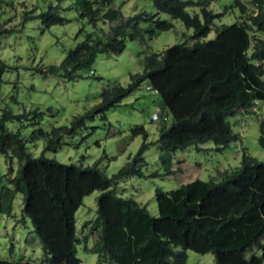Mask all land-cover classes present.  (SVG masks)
<instances>
[{
	"label": "trees",
	"instance_id": "1",
	"mask_svg": "<svg viewBox=\"0 0 264 264\" xmlns=\"http://www.w3.org/2000/svg\"><path fill=\"white\" fill-rule=\"evenodd\" d=\"M2 0H0L1 2ZM116 0H75L74 8L93 28L97 22L116 23L107 34L87 33L69 49L59 65L42 75L57 74L67 80L81 77L97 54L118 55L125 49V34L130 40H142L145 33L169 30L173 24L140 11L123 17L114 7ZM157 13L167 14L193 30L190 44L178 43L161 53L144 55L142 73L131 74L126 86L119 83L104 88L100 101L90 110L72 119L71 125L52 127L37 134L44 140L43 152L34 157L26 148L19 131H11L6 122L22 121L26 115H14L9 109L0 111V153L9 161L16 158L19 166L8 182L0 187V213L10 216L13 198L22 194V219L29 218L41 242L47 264H80L77 257L75 212L83 198L94 190L97 216L87 221L96 239L86 250L104 258L106 264H185L186 251L211 253L213 264H263L264 256V162L242 153L240 165L224 172L219 181L194 179L177 188H156L157 215L132 197L116 192L117 183L126 177L153 178L172 174L173 155L190 145L212 141L216 151L225 149L238 139L227 121L237 110L256 108L264 100V0H253L254 10L234 0L244 18L230 25L214 26L224 11H213L203 0H151ZM187 8H198L188 13ZM225 9V8H224ZM35 17L45 27L66 21L58 7L49 6ZM31 13L25 20H31ZM214 27L215 36L206 37ZM12 29L0 30L12 33ZM252 32V35H251ZM7 65L0 60V74ZM146 82L160 96L158 112L161 125L155 141H147L143 126L131 129L143 141L135 155L108 177L100 168V159L90 166L62 163L48 158L55 152L62 136H71L86 120L95 116L105 120V112L117 106L134 89ZM33 114L39 125L40 113ZM168 118L170 121L168 122ZM258 144L264 148V120L259 121ZM157 145L158 160L164 173L145 175L144 150ZM13 173L11 166L6 174ZM260 253V256L258 253ZM0 264H33L31 261L1 260Z\"/></svg>",
	"mask_w": 264,
	"mask_h": 264
},
{
	"label": "rangeland",
	"instance_id": "2",
	"mask_svg": "<svg viewBox=\"0 0 264 264\" xmlns=\"http://www.w3.org/2000/svg\"><path fill=\"white\" fill-rule=\"evenodd\" d=\"M187 1V0H183ZM196 1V0H193ZM247 12L254 10L253 0H240ZM75 0H2L0 2V30L12 29V33L0 36V60L7 68L0 74V111L9 109L14 115H26L22 121L6 122L11 131H19L25 148L37 157L43 152L44 140L37 134V126L44 132L52 127L71 125L74 117L82 115L95 106L104 88L119 83L126 86L131 74L142 73L144 55L161 53L166 47L178 43L190 44L193 30L186 28L179 20L167 14L157 13L151 0H116L123 17L140 11L173 24L169 30H155L150 36L145 33L142 40H130L129 31L125 34V49L118 55L97 54L94 63L87 70L79 71L81 77L67 80L61 72L42 75L35 68L45 70L50 65H59L66 52L84 39L87 33L107 34L116 23L97 22L95 28L78 15L74 8ZM213 11L225 14L215 21L214 26L230 25L236 19L244 18L235 7L234 0H203ZM49 6L58 7V13L68 21L45 27L36 15ZM225 8V9H224ZM188 13L198 12V8H187ZM31 20H25L30 14ZM252 35V32H251ZM257 35L264 38V32ZM215 36L214 27L206 39ZM142 82L120 103L105 112V120L100 115L86 120V127H80L71 136H62V144L55 152L44 155L62 163L90 166L100 159L108 177L116 174L135 155L143 138L132 136L131 129L143 126L148 134L147 141H155L161 125L156 117V109L161 108L160 96ZM40 113L39 125L36 117L28 112ZM264 120V100L256 108L237 110L227 118L238 139L231 141L222 151H216L212 141L190 145L177 150L173 155L172 174L158 177H126L116 185V192L123 197H132L144 205L152 215H157L155 189L164 191L177 188L179 182L200 179L219 181L224 172L235 170L241 163L242 153L264 162V148L258 144L259 121ZM170 119L168 118V122ZM146 162L144 173H164L158 160L157 145H149L143 153ZM18 159L9 161L0 153V187L8 182L19 166ZM13 173L3 177L8 167ZM170 178V179H168ZM1 187V188H2ZM100 191L94 190L85 196L82 205L75 212L76 235L79 238L76 255L80 264H106L104 258L86 250L93 246L96 236L91 233L87 221L97 216V198ZM22 194L16 193L10 216L0 213V259L7 261L27 260L33 264H47L45 253L33 231L29 218L22 219ZM260 256V253L257 252ZM211 253L199 254L186 251L185 264H213ZM264 264V256H263Z\"/></svg>",
	"mask_w": 264,
	"mask_h": 264
},
{
	"label": "built area",
	"instance_id": "3",
	"mask_svg": "<svg viewBox=\"0 0 264 264\" xmlns=\"http://www.w3.org/2000/svg\"><path fill=\"white\" fill-rule=\"evenodd\" d=\"M147 88H148V89H150V87H149V86H147ZM158 112H159V109L157 108V109H156V117H158V115H157V114H158Z\"/></svg>",
	"mask_w": 264,
	"mask_h": 264
},
{
	"label": "crops",
	"instance_id": "4",
	"mask_svg": "<svg viewBox=\"0 0 264 264\" xmlns=\"http://www.w3.org/2000/svg\"><path fill=\"white\" fill-rule=\"evenodd\" d=\"M168 179H170V178H168ZM182 183H184V182H182ZM179 184H181V183L179 182ZM179 184H178V185H179Z\"/></svg>",
	"mask_w": 264,
	"mask_h": 264
}]
</instances>
